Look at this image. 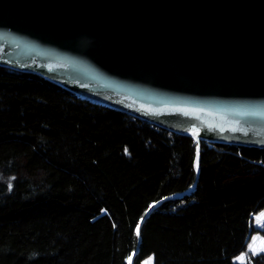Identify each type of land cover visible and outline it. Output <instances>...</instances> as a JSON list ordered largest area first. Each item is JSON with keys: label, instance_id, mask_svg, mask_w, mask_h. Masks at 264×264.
<instances>
[{"label": "trees", "instance_id": "obj_1", "mask_svg": "<svg viewBox=\"0 0 264 264\" xmlns=\"http://www.w3.org/2000/svg\"><path fill=\"white\" fill-rule=\"evenodd\" d=\"M261 211L264 148L198 141L0 65V264H130L137 249L133 264H240Z\"/></svg>", "mask_w": 264, "mask_h": 264}, {"label": "water", "instance_id": "obj_2", "mask_svg": "<svg viewBox=\"0 0 264 264\" xmlns=\"http://www.w3.org/2000/svg\"><path fill=\"white\" fill-rule=\"evenodd\" d=\"M0 65L198 141L264 148V0H0Z\"/></svg>", "mask_w": 264, "mask_h": 264}, {"label": "rangeland", "instance_id": "obj_3", "mask_svg": "<svg viewBox=\"0 0 264 264\" xmlns=\"http://www.w3.org/2000/svg\"><path fill=\"white\" fill-rule=\"evenodd\" d=\"M252 222L255 231L251 234L246 249L233 259L236 263L246 264L251 254L264 253V211L255 215ZM143 264H154V257L149 256Z\"/></svg>", "mask_w": 264, "mask_h": 264}, {"label": "snow or ice", "instance_id": "obj_4", "mask_svg": "<svg viewBox=\"0 0 264 264\" xmlns=\"http://www.w3.org/2000/svg\"><path fill=\"white\" fill-rule=\"evenodd\" d=\"M9 188H11V185H9Z\"/></svg>", "mask_w": 264, "mask_h": 264}]
</instances>
